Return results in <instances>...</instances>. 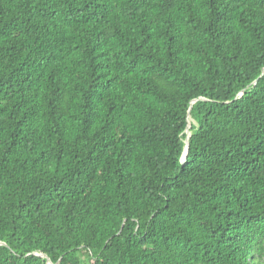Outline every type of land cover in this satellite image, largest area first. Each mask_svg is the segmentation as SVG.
<instances>
[{"label":"trees","instance_id":"obj_1","mask_svg":"<svg viewBox=\"0 0 264 264\" xmlns=\"http://www.w3.org/2000/svg\"><path fill=\"white\" fill-rule=\"evenodd\" d=\"M49 260L264 264V0H0V264Z\"/></svg>","mask_w":264,"mask_h":264},{"label":"water","instance_id":"obj_2","mask_svg":"<svg viewBox=\"0 0 264 264\" xmlns=\"http://www.w3.org/2000/svg\"><path fill=\"white\" fill-rule=\"evenodd\" d=\"M196 100H197V99H194L193 102H195ZM190 127H191V124L188 125V128H187V130H186L187 133H189V136L186 138L185 152H184V155H183V159H184V161L186 160L187 155H188V151H189V144H190V142H189V138H190ZM48 264H53V262H51V261L49 260Z\"/></svg>","mask_w":264,"mask_h":264}]
</instances>
